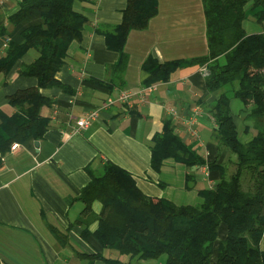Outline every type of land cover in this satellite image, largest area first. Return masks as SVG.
<instances>
[{
    "label": "crops",
    "instance_id": "obj_1",
    "mask_svg": "<svg viewBox=\"0 0 264 264\" xmlns=\"http://www.w3.org/2000/svg\"><path fill=\"white\" fill-rule=\"evenodd\" d=\"M21 1L0 3V12L12 14ZM254 2L249 0L246 8H251ZM127 3L128 0L73 2L87 22L82 38L72 42L66 63L57 72L62 84L40 89L53 101L42 108V114L50 117V125L39 139L15 141L19 146L10 148L3 156L0 264H107L110 259L114 260L112 264H152L146 261L154 258H132L104 247L94 233L102 202L95 200L92 213L84 214L85 203L79 197L91 180L87 166L98 167L103 159L131 172L147 195L166 197L177 204H194L200 197V188L215 186L221 178L219 169L207 166L197 169L196 186L191 189L186 183L190 169L184 163L167 159L160 170L152 166V139L163 131L167 118H172L185 141L197 145L207 164L235 157L228 147L220 150L213 139L217 123L205 105L215 102L223 89H208L207 65L179 66L168 80L146 84L149 72L144 62L150 56L166 62L208 54L203 0H158V12L148 26L129 33L125 43L128 55L125 84L114 87L109 80L111 66L119 60L120 52L108 47L107 34L122 22ZM243 24L247 34L264 32V20L259 21L254 12ZM37 55L31 49L8 74H0V109L6 113L16 111L10 103L11 94L38 85L36 76L18 73L22 62L31 63ZM154 84V89H148ZM121 89L134 92L131 102L113 103L89 127L77 129L80 117L106 105ZM170 108L177 110V117L170 114ZM230 108L240 136L245 133L249 139L255 135L257 130L253 121L246 118L244 102L233 97ZM197 110L200 113L193 127L199 135H193L188 122ZM227 233V225L221 223L212 260H217L219 242ZM261 245L264 248V240ZM96 254L101 256L94 257Z\"/></svg>",
    "mask_w": 264,
    "mask_h": 264
},
{
    "label": "trees",
    "instance_id": "obj_2",
    "mask_svg": "<svg viewBox=\"0 0 264 264\" xmlns=\"http://www.w3.org/2000/svg\"><path fill=\"white\" fill-rule=\"evenodd\" d=\"M254 1L247 9L249 0H203L208 54L166 62L150 56L144 62L148 85L168 80L179 66H208V89H223L215 102L205 105L217 123L213 139L220 150L228 147L235 157L207 164L197 145L176 131L172 118L164 121L163 131L156 133L151 143L155 169L160 170L167 159L184 163L190 169L186 183L191 189L196 186L197 169L207 166L221 171L215 186L199 189L198 204H177L166 197L147 195L131 172L110 159H103L95 168L87 166L91 180L79 198L85 203L84 214L92 213L95 200L102 202L94 233L104 247L132 258L167 254L164 264H264V32L247 34L243 26L252 12L259 21L264 20V0ZM73 2L22 0L12 14L0 12V74H8L31 49L38 52L35 60L22 62L18 69L20 75L36 76L38 85L10 95L14 113L0 109V168L13 142L39 139L50 125L42 108L53 101L40 89L62 84L57 72L66 63L72 42L82 38L87 22ZM157 12L158 0H128L122 22L107 34L108 47L120 52L119 60L111 66L109 80L114 87L125 84L129 33L147 27ZM233 97L244 102L246 118L257 130L249 139L240 136L230 108ZM221 223L227 225L228 233L220 240L214 261Z\"/></svg>",
    "mask_w": 264,
    "mask_h": 264
},
{
    "label": "built area",
    "instance_id": "obj_3",
    "mask_svg": "<svg viewBox=\"0 0 264 264\" xmlns=\"http://www.w3.org/2000/svg\"><path fill=\"white\" fill-rule=\"evenodd\" d=\"M5 1L6 0H0V3L3 4ZM205 73L207 74L208 70H205ZM154 88H155V84L150 86L148 89L152 90ZM133 95H134V92H132V91H130L128 89H121L116 97H114V98L112 97V98L108 99L106 105L93 108V109L89 110L85 116L80 117L76 121L77 129L81 130V129L89 127L90 124L95 119H97L99 117V115L101 114L103 109L105 107H108V106L112 105L113 103H116V102H122V103L128 102L129 103V102H131ZM169 112H170V114L173 117H177L178 116V112H177V110L175 108H170ZM199 113H200V110H197L194 114H192L190 119H189V122H188L190 124V131H191L190 133L193 134V135H199L198 134V130L193 127V124L196 121L197 115ZM18 146H19V143L18 142H14L11 145V148L15 149Z\"/></svg>",
    "mask_w": 264,
    "mask_h": 264
},
{
    "label": "rangeland",
    "instance_id": "obj_4",
    "mask_svg": "<svg viewBox=\"0 0 264 264\" xmlns=\"http://www.w3.org/2000/svg\"><path fill=\"white\" fill-rule=\"evenodd\" d=\"M241 137L243 140H246L247 138L245 133H242ZM200 202H201V198L199 197V199L194 204H198ZM166 259H167V254H163L158 258L150 259V260H147L146 262H152V264H164Z\"/></svg>",
    "mask_w": 264,
    "mask_h": 264
},
{
    "label": "water",
    "instance_id": "obj_5",
    "mask_svg": "<svg viewBox=\"0 0 264 264\" xmlns=\"http://www.w3.org/2000/svg\"><path fill=\"white\" fill-rule=\"evenodd\" d=\"M36 144H39V142H38V141H36Z\"/></svg>",
    "mask_w": 264,
    "mask_h": 264
}]
</instances>
